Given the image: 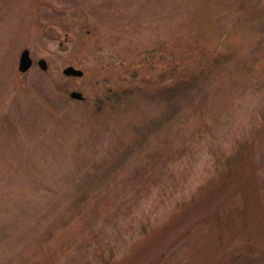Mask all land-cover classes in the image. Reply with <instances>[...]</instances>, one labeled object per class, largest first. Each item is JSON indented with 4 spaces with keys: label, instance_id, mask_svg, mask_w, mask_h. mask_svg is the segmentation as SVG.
I'll return each instance as SVG.
<instances>
[{
    "label": "rangeland",
    "instance_id": "374dc122",
    "mask_svg": "<svg viewBox=\"0 0 264 264\" xmlns=\"http://www.w3.org/2000/svg\"><path fill=\"white\" fill-rule=\"evenodd\" d=\"M262 58L264 0H0V264H264Z\"/></svg>",
    "mask_w": 264,
    "mask_h": 264
},
{
    "label": "trees",
    "instance_id": "16d2710c",
    "mask_svg": "<svg viewBox=\"0 0 264 264\" xmlns=\"http://www.w3.org/2000/svg\"><path fill=\"white\" fill-rule=\"evenodd\" d=\"M233 3V2H232ZM234 4V3H233ZM201 9V8H200ZM211 13L209 12V14H199L196 15L197 19H200L201 24L199 25V27L197 28V31L202 32L200 33V35H196L194 37H192L189 41H188V46L186 47L184 54H186L187 56V61L189 62L191 59H195L197 57H202L204 59H210L211 56H213V52L217 50L219 44H223L220 38V34H219V30H218V25L216 23L215 20L211 19ZM213 14V13H212ZM211 25H214L216 28H211ZM238 34L237 30H234L230 33L229 39L226 40V44L229 47H234V39L236 38V35ZM234 38V39H233ZM203 39L208 42L207 44L203 41ZM236 40V39H235ZM228 60H230L232 58V55L227 56ZM256 63H251L248 60H244L241 61L242 63L235 69L234 71V75L230 77L231 80H235L236 78H241L238 77L240 74H246V75H253L256 73L257 68L262 72H264V58L256 60ZM219 63V62H218ZM258 64V66H256ZM181 65H177L176 70L177 73L181 74ZM180 76L184 77V74H181ZM123 96L127 97L128 93H115V95H111L109 97L110 101H113V103H117L121 100ZM100 103V111L102 110L104 104L106 102H101ZM84 208L82 205H80L79 209L77 210L76 217H73V221H76V219H79L80 217H83V215H81L84 212ZM74 212V211H73ZM110 211H105L104 213H100V218L102 217L103 214L108 213ZM87 217V216H86ZM84 219V218H83ZM86 225H88V223L86 222V220L83 221ZM78 226V225H77ZM80 228V231L83 230L82 226H78ZM67 226L63 227V230H60L61 233H65L66 235H69L70 232H67L66 229ZM79 231V233H80ZM50 238L49 236H45L42 237L39 241L37 246L30 252L27 253V256L25 255L21 261V264H32L34 261H38V260H47L49 255H52L55 250L56 247L60 244L63 243V240H53V242H55V245H51L50 242ZM83 243H88V241L86 240V238H83ZM64 244V243H63ZM63 254H73L74 256V252H70V249L65 250V248L63 249ZM98 250V249H97ZM99 253V251H97ZM75 257V256H74ZM40 263V262H38ZM41 264V263H40Z\"/></svg>",
    "mask_w": 264,
    "mask_h": 264
},
{
    "label": "water",
    "instance_id": "95a60500",
    "mask_svg": "<svg viewBox=\"0 0 264 264\" xmlns=\"http://www.w3.org/2000/svg\"><path fill=\"white\" fill-rule=\"evenodd\" d=\"M19 62H20L19 70L21 72L27 73L34 64V61L32 60V57H31L30 50H24V52L21 55ZM39 66L44 71H46L48 69V63L46 60L41 59L39 62ZM64 73L66 76H69V77H73V76L74 77H83L84 76V71L78 70L73 66L65 69ZM71 98L79 100V101L85 100V96H83V94L78 92V91H74V93H72V95H71Z\"/></svg>",
    "mask_w": 264,
    "mask_h": 264
}]
</instances>
